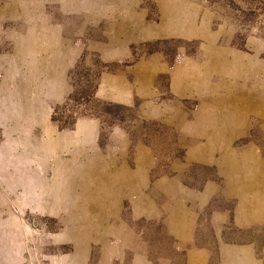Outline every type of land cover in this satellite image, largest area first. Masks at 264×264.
I'll return each mask as SVG.
<instances>
[{"label": "rangeland", "instance_id": "rangeland-1", "mask_svg": "<svg viewBox=\"0 0 264 264\" xmlns=\"http://www.w3.org/2000/svg\"><path fill=\"white\" fill-rule=\"evenodd\" d=\"M96 72L98 99L138 103L132 126L86 107ZM206 82L264 97V0H0V264H183L162 218L135 210L174 207L176 184L215 174L197 160L214 124L196 113ZM70 93L77 118L61 129L52 115ZM245 128L238 143L264 149L261 121ZM136 182L141 205L123 201Z\"/></svg>", "mask_w": 264, "mask_h": 264}, {"label": "crops", "instance_id": "crops-1", "mask_svg": "<svg viewBox=\"0 0 264 264\" xmlns=\"http://www.w3.org/2000/svg\"><path fill=\"white\" fill-rule=\"evenodd\" d=\"M172 83L177 87V80L171 77ZM229 85H233V90L224 93L221 85L216 88L214 83L206 82L199 92L203 97L196 111L199 117L214 120V124L203 126L204 139L199 143L197 160L213 167L215 174L204 178L199 188L176 184L181 199L180 191L167 192L174 195L172 199L167 196L174 207L155 206L151 210L144 206V210L139 206L135 210L137 214L141 209L140 219L162 218L183 251V264H264V149L255 140L238 143L249 135L245 127L252 117L261 121L264 135V97L251 92L239 95L237 84ZM99 92L103 90L100 88ZM136 187L140 185H134L129 195L124 191L123 201L130 198L141 205L147 199L141 191L134 192ZM89 239L87 235L80 245L89 246ZM153 261L176 263L171 258L152 260L147 255H137L132 260L134 264Z\"/></svg>", "mask_w": 264, "mask_h": 264}, {"label": "trees", "instance_id": "trees-1", "mask_svg": "<svg viewBox=\"0 0 264 264\" xmlns=\"http://www.w3.org/2000/svg\"><path fill=\"white\" fill-rule=\"evenodd\" d=\"M160 41L161 44H166V45L167 44L169 45L171 43L170 45H172V47L175 48L178 45L190 46L194 44V41H181L180 39H167ZM71 74L72 71H69V76ZM88 74L85 79L84 88H82L83 90H85L84 95H86V97L84 99L86 101V107H90L91 106L90 104H92L93 109H96L94 110L96 114L93 115L99 117L101 119L102 124H105L107 126H111V125L132 126L136 120L135 115H136V110H137L136 108L138 103L135 104L136 106L135 105L129 106L117 102L98 99L95 95V90L97 88L98 78H99L98 73L96 72L94 78L92 77L91 79H89ZM73 97H74V93L72 94L70 93V95H68L67 98L65 99L64 103L57 104L54 107L52 119L61 129L72 127L76 121L77 117H75V115L72 113H67V111L69 110L66 108L68 106L69 101L73 99Z\"/></svg>", "mask_w": 264, "mask_h": 264}, {"label": "bare ground", "instance_id": "bare-ground-1", "mask_svg": "<svg viewBox=\"0 0 264 264\" xmlns=\"http://www.w3.org/2000/svg\"><path fill=\"white\" fill-rule=\"evenodd\" d=\"M220 62H221V64H222L223 66L225 65V64L223 63V60H222V59H220ZM234 63H235V62H234ZM215 64L218 66V64H219L218 61H215L214 65H215ZM208 131H209V130H208ZM251 164H252V163H251ZM73 233H74V232H73Z\"/></svg>", "mask_w": 264, "mask_h": 264}, {"label": "water", "instance_id": "water-1", "mask_svg": "<svg viewBox=\"0 0 264 264\" xmlns=\"http://www.w3.org/2000/svg\"><path fill=\"white\" fill-rule=\"evenodd\" d=\"M29 222H30V220H29ZM33 224L35 225V224H36V222L34 221V222H33Z\"/></svg>", "mask_w": 264, "mask_h": 264}]
</instances>
